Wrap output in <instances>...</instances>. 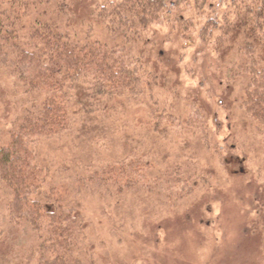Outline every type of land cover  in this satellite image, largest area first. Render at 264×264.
Wrapping results in <instances>:
<instances>
[{
    "label": "trees",
    "instance_id": "16d2710c",
    "mask_svg": "<svg viewBox=\"0 0 264 264\" xmlns=\"http://www.w3.org/2000/svg\"><path fill=\"white\" fill-rule=\"evenodd\" d=\"M84 2L85 16L74 24L73 0H0V82L15 109L0 130V204L9 226L30 234L27 247L13 253L0 228V264H100L75 202L87 190L114 196L117 176H129L127 188L131 163L103 159V138L94 136L91 159L71 170V188L36 157L43 141L71 133L83 119L117 122L126 106L147 102L155 120L162 112L170 121L188 116L192 133L211 148L198 92L183 96L182 112L175 107L181 57L167 63L171 52L148 38L153 26H171L178 37L196 33L202 73L239 84L237 108L264 129V0ZM159 120L152 132L166 139ZM188 165L186 180L197 175V163Z\"/></svg>",
    "mask_w": 264,
    "mask_h": 264
},
{
    "label": "rangeland",
    "instance_id": "374dc122",
    "mask_svg": "<svg viewBox=\"0 0 264 264\" xmlns=\"http://www.w3.org/2000/svg\"><path fill=\"white\" fill-rule=\"evenodd\" d=\"M84 1L73 0L74 24L85 16L89 5ZM203 21L195 22L196 31ZM152 29L149 40L159 42L162 53L173 55L167 63L181 57L180 74L173 79L181 88L175 107L182 112L183 96L198 92L197 107L204 113L211 148L206 150L200 135L192 133L188 116L180 114L179 120L170 121L162 112L155 120L153 104L145 102L126 106L117 122L83 119L71 133L43 141L37 163L74 188L69 175L77 161L91 159L94 136L103 138V159L128 158L130 187H125L129 176H117L121 190L117 188L114 196L87 190L75 202L100 264H264V129L252 127L237 108L239 84L227 85L217 74L208 80V71L202 73L196 33L178 37L168 25ZM3 84L0 130L9 127L15 114ZM158 120L157 130L163 129L166 139L152 132ZM197 120L200 123L202 117ZM193 163L197 175L186 180L192 172L188 164ZM69 197L74 195L68 191L65 198ZM0 228L11 252L27 247L29 232L9 226L3 206Z\"/></svg>",
    "mask_w": 264,
    "mask_h": 264
}]
</instances>
